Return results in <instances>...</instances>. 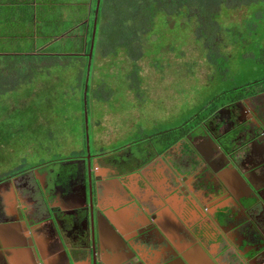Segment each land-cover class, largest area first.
<instances>
[{"label":"flooded vegetation","instance_id":"flooded-vegetation-1","mask_svg":"<svg viewBox=\"0 0 264 264\" xmlns=\"http://www.w3.org/2000/svg\"><path fill=\"white\" fill-rule=\"evenodd\" d=\"M258 88L110 150L0 159V264H264Z\"/></svg>","mask_w":264,"mask_h":264},{"label":"rangeland","instance_id":"rangeland-1","mask_svg":"<svg viewBox=\"0 0 264 264\" xmlns=\"http://www.w3.org/2000/svg\"><path fill=\"white\" fill-rule=\"evenodd\" d=\"M57 1L44 8L50 20L1 24L0 54L62 52L83 44V31L78 36L86 0ZM251 1L222 4L204 26L196 17L169 22L160 15L139 65L129 56L126 64L112 65L95 56L87 94L79 64L39 71L19 89L0 94V159L10 162L39 147L46 151L32 156L38 161L69 156L86 142L97 151L144 140L189 120L215 96L263 77L264 67L251 56L264 49V2ZM22 25L27 36H9Z\"/></svg>","mask_w":264,"mask_h":264},{"label":"trees","instance_id":"trees-1","mask_svg":"<svg viewBox=\"0 0 264 264\" xmlns=\"http://www.w3.org/2000/svg\"><path fill=\"white\" fill-rule=\"evenodd\" d=\"M248 1L250 0H101L91 62L93 64L96 56L99 63L108 61L109 65H112L116 60H121L126 64L128 58L125 56H129L134 62L140 63L144 58L145 40L152 35L153 27L160 15H164L169 22L174 21L175 18L182 21L196 17L204 26L207 19H210L214 14H219L222 4L231 2L233 6L237 7L241 6L243 2L249 3ZM252 1L264 2V0ZM97 3L98 0H93L89 14L91 17L81 23L78 39L83 31L81 36L83 44L80 43L79 47L75 42L71 44L72 49L62 52H49L46 51L47 49H43L32 53L0 54V94L19 89L23 84L32 80L34 73L49 71V69L61 65L79 64L81 68L79 79L85 85ZM260 15L263 16L261 13ZM72 30L73 28L69 29V32ZM67 37L71 39V36ZM251 57L254 58L257 65L264 67V49ZM255 84L259 86L258 91L264 92V76L237 88L245 89ZM97 87L98 90H103V84H97Z\"/></svg>","mask_w":264,"mask_h":264},{"label":"crops","instance_id":"crops-1","mask_svg":"<svg viewBox=\"0 0 264 264\" xmlns=\"http://www.w3.org/2000/svg\"><path fill=\"white\" fill-rule=\"evenodd\" d=\"M73 2V5L76 8H79V6H86V11L74 13L72 16H75V14H80L81 22L84 20H87L90 14V8L93 4V0H86L83 5H80V3ZM60 3L57 0H0V30H2L3 24H14L16 22H23L27 21V17H36V22L42 21L44 19L50 20L51 13L48 12V10L44 9L45 7H55L58 6ZM44 17V18H43ZM53 21V19H52ZM2 24V26H1ZM18 31L11 32L15 33L16 35H9L10 37L20 38L22 34L23 36H27V31L24 29V26L16 28ZM25 30V31H24ZM10 33V31H7ZM39 33V32H38ZM41 34V33H40ZM6 36V35H4ZM37 37V36H36ZM38 37H43L41 35H38ZM43 50L42 48L35 50V52Z\"/></svg>","mask_w":264,"mask_h":264},{"label":"water","instance_id":"water-1","mask_svg":"<svg viewBox=\"0 0 264 264\" xmlns=\"http://www.w3.org/2000/svg\"><path fill=\"white\" fill-rule=\"evenodd\" d=\"M101 0H98L97 3V10H96V17H95V24H94V32H93V38H92V42H91V50H90V61H89V65H88V76H87V82L89 80V72H90V67H91V58L93 56V51H94V45H95V36H96V29H97V15H98V11H99V5H100ZM86 82V94H87V88H88V84ZM87 138L89 140V134L87 133Z\"/></svg>","mask_w":264,"mask_h":264}]
</instances>
